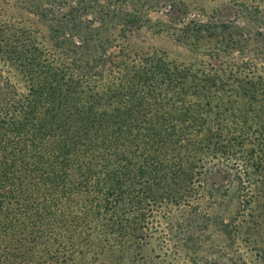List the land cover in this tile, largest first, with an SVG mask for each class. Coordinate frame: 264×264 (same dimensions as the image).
Wrapping results in <instances>:
<instances>
[{
    "label": "trees",
    "instance_id": "trees-1",
    "mask_svg": "<svg viewBox=\"0 0 264 264\" xmlns=\"http://www.w3.org/2000/svg\"><path fill=\"white\" fill-rule=\"evenodd\" d=\"M146 1L0 0V264L71 262V254L64 248V254L57 258V244L63 241L52 236L66 191L60 182L70 176L75 157L83 149L74 128L77 115L86 110L101 112L104 97L128 88L131 69L146 64L150 56L158 57V65L166 60L164 51L141 47L133 40L134 28L153 22L146 11L150 2ZM232 4L237 9L233 18L208 22L216 38L213 54L217 60L239 52L244 60L234 61L229 70L230 60L224 67L216 66V89L221 85L225 88L216 108L209 109L207 120L198 129L200 139L205 132L217 136L231 132L237 142L264 137V100H257V95L264 96V76H260L264 73L260 66L264 65V0H234ZM230 20L234 25L227 24ZM205 26L199 18L192 25L171 16L163 22L181 45L187 43V33L204 31ZM191 45L197 49V43ZM195 63L193 78L198 73L209 75L206 66L213 64L205 66L202 59ZM179 64L185 68V62ZM179 64L173 63V69ZM183 78L178 74L170 80L166 91L189 107L197 97L180 86ZM62 92L69 100L66 107L77 112L73 117L56 108L62 103H55V94ZM183 119L174 118V126L181 125ZM226 149L216 145L203 151L198 146L193 154L205 165L201 164L197 186L172 196L165 206L168 214L181 212L190 229L201 214L206 221L202 226H209L214 207L223 204L228 190L235 201L246 203L251 185L244 172L224 163L223 168L209 165L214 154L223 159ZM192 168L183 169V175H192ZM212 174L221 176L223 184L210 182ZM97 191H104L103 208L121 219L125 215L124 196L111 198L107 185ZM157 191L152 188L151 192L155 196ZM193 199L205 200L208 208H194ZM218 224L222 234H229V223L220 219ZM228 263L251 261L236 248Z\"/></svg>",
    "mask_w": 264,
    "mask_h": 264
},
{
    "label": "rangeland",
    "instance_id": "rangeland-1",
    "mask_svg": "<svg viewBox=\"0 0 264 264\" xmlns=\"http://www.w3.org/2000/svg\"><path fill=\"white\" fill-rule=\"evenodd\" d=\"M227 1H146L150 2L146 11L153 22L134 28L133 40L141 47L164 51L166 60L158 65V57L150 56L146 64L131 69L132 83L128 88L104 97L101 112L86 110L77 115L74 128L83 149L75 157L70 176L60 182L66 191L56 216V234L52 236L63 241L56 243L60 246L57 258L64 254V248L71 254L69 264H226L239 248L251 264H264V137L237 142L231 132L221 136L205 132L200 139L198 131L225 88L221 85L216 89V66L224 67L230 60L229 70L234 61L244 60L239 52L217 60L213 54L216 38L208 22L236 15L234 0ZM170 16L189 25L199 18L206 26L204 31L187 33V43L181 45L163 27ZM241 22L238 25L244 28ZM231 23L234 20L227 24L234 25ZM193 43L198 44L195 50ZM199 59L213 67L206 66L208 76L196 72L193 78L195 61ZM179 62H185L184 69ZM173 63L180 65L178 69H173ZM260 66L264 70V65ZM178 74L184 76L180 86L197 97L192 106L166 91ZM66 97L63 92L55 94V103H62L56 108L73 117L77 112L66 107ZM257 98L264 100V96ZM176 117L184 118L178 127L174 126ZM216 145L227 146V153L223 159L213 153L209 165L223 168L224 163L240 168L250 181V192L244 204L235 201L228 190L223 204L214 207L207 221L209 226L203 227L201 214L202 218L198 223L195 220L196 225L190 229L181 212L168 214L165 206L172 196L197 186L201 164H205L197 160L193 151L198 146L204 151ZM192 166V175H183V169ZM209 181L224 182L218 174H212ZM106 185L111 198L116 194L124 196L123 219L103 208L104 191L97 189ZM152 188H158L155 196ZM196 200L192 201L194 208H208V202ZM220 219L230 224L229 234L220 232Z\"/></svg>",
    "mask_w": 264,
    "mask_h": 264
}]
</instances>
